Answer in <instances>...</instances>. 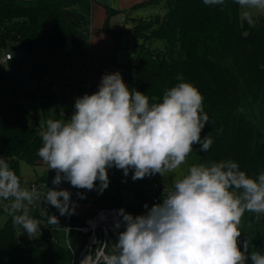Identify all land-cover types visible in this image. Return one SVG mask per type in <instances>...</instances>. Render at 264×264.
<instances>
[{
  "label": "clouds",
  "instance_id": "9594fccd",
  "mask_svg": "<svg viewBox=\"0 0 264 264\" xmlns=\"http://www.w3.org/2000/svg\"><path fill=\"white\" fill-rule=\"evenodd\" d=\"M234 2L240 19L257 26L254 13H264V0ZM203 3L216 6L224 0ZM177 80L162 98L150 102L119 71L105 73L97 91L75 99L70 118L47 119L37 155L48 170L56 171L53 185L67 181L74 188L102 193L109 186V168L123 170L125 177L132 170L135 181L175 172L195 144L207 152L214 141L210 135L201 137L209 123L204 98L182 75ZM9 159L0 156V203L30 239L41 235L42 219L32 215L35 201L54 207L60 216L75 213L69 190L47 188L41 196L35 187H22ZM144 207L147 211L136 216L119 210L122 220L115 227L123 225L124 230L105 264H264V252L249 251V239L241 250L239 241L244 213H255L257 219L264 215V172L250 176L231 159L191 165L160 203ZM40 216L49 225L59 224L46 207L41 206Z\"/></svg>",
  "mask_w": 264,
  "mask_h": 264
},
{
  "label": "trees",
  "instance_id": "16d2710c",
  "mask_svg": "<svg viewBox=\"0 0 264 264\" xmlns=\"http://www.w3.org/2000/svg\"><path fill=\"white\" fill-rule=\"evenodd\" d=\"M92 1L0 0V54L4 50L12 53L9 64L0 61V156L10 158L21 181L19 161L32 167L42 162L37 155L42 127L29 126L17 95L5 94V65L12 66L14 54L21 52L28 60L29 78L57 76L59 66L68 71L79 66L88 51ZM139 6H151L155 11L144 18L125 14L129 23L123 30L140 40L136 55L116 64L126 84L146 94L151 102L152 97L162 98L182 75L202 94L209 116L201 137L210 135L214 142L207 152L200 151L197 144L200 164L231 159L250 176L264 172V139L253 137L252 121L238 111L242 96L253 106L264 93V13L255 17L257 26L251 27L240 19L234 0L216 6H207L203 0H144L131 8ZM105 29L118 37V30ZM23 93L36 98L44 114L58 95L27 88ZM94 203V209L70 215L71 224L82 225L102 206H118L133 216L143 214L140 199L134 204L122 203L117 195H105ZM0 212L6 215L0 226V264H77L68 248L50 239L51 235L57 237L55 230H45L42 246L28 244L31 239L13 224L3 204ZM40 212L41 206L32 208L35 218L47 221ZM85 240V234L70 230L74 251Z\"/></svg>",
  "mask_w": 264,
  "mask_h": 264
},
{
  "label": "rangeland",
  "instance_id": "374dc122",
  "mask_svg": "<svg viewBox=\"0 0 264 264\" xmlns=\"http://www.w3.org/2000/svg\"><path fill=\"white\" fill-rule=\"evenodd\" d=\"M125 1L131 0H93L91 5L92 16L89 23V43L87 49L92 52V67L91 80L99 84L101 77L105 73H112L119 71L126 83L124 73L116 64L120 62H125L127 59L134 57L138 52L137 43L140 40L133 37L131 34L125 32L123 28L125 27V14L129 13L132 17H146L152 14L155 9L151 6H139L135 9L131 7L136 3L142 2L144 0H138L132 2L127 6H121ZM131 5V6H130ZM262 13H254V18ZM131 21V20H130ZM129 23V21H128ZM111 30H118V37L108 32L105 28ZM117 39V43H116ZM6 52V50H4ZM89 54V53H87ZM94 55H97L94 58ZM15 60L12 61V67L5 65L8 73V84L5 90V94L17 95V100L20 106L25 110L27 116V123L31 127H42L45 121L49 118L51 119H61L62 113H66L71 116L74 112L75 99L78 97L76 92L78 86L73 84L70 90H65L57 95V99L51 103L48 107L46 114L43 113L40 103L36 98L31 95L23 93L26 88L23 86L20 76L26 74V63L24 57H20L16 52L14 54ZM110 57V59H108ZM104 59L105 61H102ZM94 61V62H93ZM99 62V66L93 69L94 63L96 65ZM17 72H16V71ZM57 76L61 79L64 78H77L82 79L83 74L78 70L68 71L65 67H58ZM238 111L247 115V117L252 121L254 125L253 137L258 140L264 139V93L260 101L255 105H251L248 99L242 96ZM200 164L199 155L197 152V144L193 145V151L186 158L184 164H182L175 172L165 173L163 176L160 174H155L153 176H146L143 179L133 180L132 170L129 171L127 177L124 176L123 170L119 169L118 182H109V186L102 192L109 195H117L121 198L123 203H136L140 199L142 201V213L144 214L147 209L144 205L147 204L150 208L153 204L160 203L153 201V194L149 187L156 182L163 190L165 194L172 191L173 181L177 178L182 177L187 173L188 168L191 165ZM19 168L22 174V187H27L30 181L36 180L34 178L33 167L29 164L19 161ZM47 168V165H46ZM47 180H53L56 173L55 170H48L47 168ZM98 183V182H96ZM99 183L97 184V186ZM62 189H69V184L67 181L61 182ZM73 202L76 206H82L87 200H95L101 195L97 190H86L74 188ZM77 193H82L85 198L81 199ZM96 197V198H95ZM163 197V198H164ZM35 204H40V202L35 201ZM3 203H0V205ZM41 205V204H40ZM42 207H46L49 214L54 211H58L50 205L43 204ZM6 219V215L0 212V226L3 225ZM239 230L241 231V237L239 238L241 250H243V241L249 239L250 249L260 250L264 252V215H261L257 219V214L252 212H245L241 223L239 225ZM59 242L64 243L63 235L60 231L55 232ZM28 244H34L42 246L43 243L38 240L28 241ZM252 245V247H251ZM94 256H92L93 258ZM251 264V261H248Z\"/></svg>",
  "mask_w": 264,
  "mask_h": 264
},
{
  "label": "built area",
  "instance_id": "2783aa9c",
  "mask_svg": "<svg viewBox=\"0 0 264 264\" xmlns=\"http://www.w3.org/2000/svg\"><path fill=\"white\" fill-rule=\"evenodd\" d=\"M11 60V52L0 54V61L4 64H9ZM79 66L85 76L84 79L81 80L73 77L61 79L57 76H50L48 74L43 75L41 78H29L27 74H22L20 80L23 82L24 86L31 91L46 90V92L59 94L65 90H70L73 84H76L81 89L78 97L85 93L92 94L98 90L99 84L90 80V71L92 67L91 56L89 54L82 56L79 61ZM70 117L71 116L66 113H62L61 115V119H68ZM108 176L109 180L117 178L115 170L112 169H108ZM97 182L99 183V181ZM33 187H35L40 192L41 196H43L47 191V188H60V185H53L52 180L38 179L29 182L28 188L31 189ZM149 189L153 194L152 199L154 202L161 201L165 196L162 188L156 182H154ZM70 192L72 194L71 189ZM37 206L38 204L34 203L32 208H36ZM120 209L121 208L118 206L99 207L93 214L87 216L84 219L83 224L79 226L71 224L70 216H60L58 211H54L52 214L58 217L59 224L49 225L46 220L42 219L41 235L35 240L42 242L43 233L47 229L60 231L64 238V243L61 244L76 256L77 264H95L99 260L106 261V257L114 252V245L118 233L124 230L123 225L119 229L115 227L116 222L122 220V217L118 215ZM72 229H77L79 232L86 235V240L83 246L77 252L74 251L70 241V230ZM98 230L100 232H98ZM50 239L53 242H59L58 237L54 235H51ZM92 256L94 257L92 258Z\"/></svg>",
  "mask_w": 264,
  "mask_h": 264
},
{
  "label": "crops",
  "instance_id": "0c3cea01",
  "mask_svg": "<svg viewBox=\"0 0 264 264\" xmlns=\"http://www.w3.org/2000/svg\"><path fill=\"white\" fill-rule=\"evenodd\" d=\"M136 1H138V0H136ZM135 0H131V1H125L126 3H123L121 6H127V5H129V4H131L132 2H136ZM131 6V5H130ZM131 15V14H130ZM92 16V15H91ZM124 22H125V27L126 26H128V23H127V21L125 20V18H124ZM18 53V55L20 56V57H24L23 56V54L21 53V52H17ZM87 53H89V55L90 56H92V52H90V50H88L87 51ZM92 53V54H91ZM97 55H94V58L96 57ZM24 59H25V62H27L26 63V68H27V65H28V60L24 57ZM91 60H93V58L91 57ZM102 61H105L104 59H102ZM94 62V61H93ZM98 64L96 65V63H94V65L95 66H93V69L95 68V70H96V66H99V62H97ZM79 65V64H78ZM75 70H78L79 72H81L83 75H84V73H83V71H81V69H80V66H76L75 68H74ZM92 71V70H91ZM84 77L85 76H83V78L82 79H84ZM81 80V79H80ZM90 80H91V73H90ZM80 91H81V89H80V87L78 86V88H77V90H76V92L78 93V96H79V93H80ZM60 94V93H59ZM58 94V95H59ZM20 169V168H19ZM33 174L35 175L34 176V178H36V180H38V179H46V178H48V175H46L47 174V168H46V164H44L43 162H41L39 165H36V166H34L33 168ZM109 169H112V170H115V172H116V174H117V178H115V179H112V180H109L110 182H118V175H119V169H117V168H115V167H112V168H109ZM20 173H21V170H20ZM55 173H56V171H55ZM21 176H22V174H21ZM68 184H69V191H70V189L72 190V196H71V200L73 201V197H74V187H72L71 186V184L68 182ZM98 184V183H97ZM60 188H61V184H60ZM105 195H108V196H112V195H109V194H105V193H101V195L99 196V197H95L96 199L95 200H87L86 201V203H84V205H82V206H76L75 207V213H84V212H87V211H89V210H91V209H94L95 208V201H97L98 199H101L102 198V196H105ZM123 203V202H122ZM38 206H41L40 204H38ZM31 240H35V239H31Z\"/></svg>",
  "mask_w": 264,
  "mask_h": 264
},
{
  "label": "water",
  "instance_id": "95a60500",
  "mask_svg": "<svg viewBox=\"0 0 264 264\" xmlns=\"http://www.w3.org/2000/svg\"><path fill=\"white\" fill-rule=\"evenodd\" d=\"M98 232H100V231L98 230ZM95 264H105V261L104 260H99Z\"/></svg>",
  "mask_w": 264,
  "mask_h": 264
}]
</instances>
